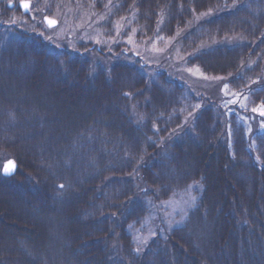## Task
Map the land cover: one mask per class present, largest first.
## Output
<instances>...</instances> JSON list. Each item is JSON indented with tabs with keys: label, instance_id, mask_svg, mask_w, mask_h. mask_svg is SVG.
<instances>
[{
	"label": "trees",
	"instance_id": "trees-1",
	"mask_svg": "<svg viewBox=\"0 0 264 264\" xmlns=\"http://www.w3.org/2000/svg\"><path fill=\"white\" fill-rule=\"evenodd\" d=\"M81 1L104 39L125 16L229 94L121 44L49 43L0 7V161L16 165L0 173V264H264V0ZM197 180L184 224L136 254L125 228L146 200Z\"/></svg>",
	"mask_w": 264,
	"mask_h": 264
},
{
	"label": "rangeland",
	"instance_id": "rangeland-1",
	"mask_svg": "<svg viewBox=\"0 0 264 264\" xmlns=\"http://www.w3.org/2000/svg\"><path fill=\"white\" fill-rule=\"evenodd\" d=\"M24 1H29L30 7L27 12L19 7ZM82 3L81 0H72L71 3L70 0H58L57 2L38 0L35 5L30 0H0V7L8 6V8H13L12 10L18 8L21 16L11 12L9 22L27 31H33L34 26L38 24L35 33L40 34L49 43L64 44L71 48L79 44H91L94 48L102 45V48L106 47L105 51L110 50L115 44H121L126 53L139 57L145 63H162L164 69L170 71V76L186 81L194 92L204 93L207 96H220V100L225 98V94H229L224 90L223 78L207 76L196 67H185L180 61L181 58L176 57L179 52L171 50L174 45L173 38L163 41L157 39L142 41L134 38L130 20L125 16L114 22L115 31L104 39L101 35L103 33L100 32V24L103 23L104 15L96 14V11L85 8ZM10 4L12 7L9 6ZM24 14L26 17H23ZM45 16L56 21L54 28L44 27L42 18ZM3 22H6L5 18ZM102 31L105 32L103 27ZM229 103L239 108L244 106L243 103H235L233 99H230ZM7 160L0 161V171ZM201 183V180L191 182L185 188L173 192L161 201L146 200L145 215L125 228L136 254H140L153 237L164 238L174 227L184 224L187 214L196 206L201 196L203 190Z\"/></svg>",
	"mask_w": 264,
	"mask_h": 264
},
{
	"label": "snow or ice",
	"instance_id": "snow-or-ice-1",
	"mask_svg": "<svg viewBox=\"0 0 264 264\" xmlns=\"http://www.w3.org/2000/svg\"><path fill=\"white\" fill-rule=\"evenodd\" d=\"M20 7H22L25 11H28L30 6L26 2H22L21 5H20ZM46 23L49 26H53V25H55L56 22L54 20H50V19H47L46 18ZM225 87H227V85ZM253 111H256V109H253ZM259 114L261 116H264V109H260L259 110ZM261 127L264 128V124H261ZM14 168H15L14 164L11 163V162H9V164L8 165H5V167H4V174L5 175H11V174H13ZM61 187H63V185H61ZM193 199H195V198L193 197Z\"/></svg>",
	"mask_w": 264,
	"mask_h": 264
},
{
	"label": "water",
	"instance_id": "water-1",
	"mask_svg": "<svg viewBox=\"0 0 264 264\" xmlns=\"http://www.w3.org/2000/svg\"><path fill=\"white\" fill-rule=\"evenodd\" d=\"M24 2H26V3L29 4L28 1H24ZM21 3H22V2H21ZM21 3H20V5H21ZM9 6L11 7L12 5L10 4ZM19 7H20V6H19ZM21 9H22V11L27 12V11H25L22 7H21ZM46 18H47V19H50V20H54V19L49 18V17H46V16L43 17V18H42V23L44 24V27H47V28H50V29H51V28H54L55 25H56L57 23H55V25H53V26H49V25L46 23ZM54 21H55V20H54ZM55 22H56V21H55ZM9 162H11V163L14 164V166H15V168H14V172H15V169H16V165H15V163L13 162V160L8 159L7 161L4 162V164H3L2 168H1V172H0V173H2V175H4V176H11V175L14 174V172H13V174H11V175H5V174H4V167H5V165H8Z\"/></svg>",
	"mask_w": 264,
	"mask_h": 264
}]
</instances>
